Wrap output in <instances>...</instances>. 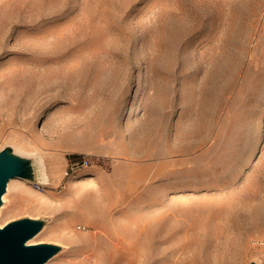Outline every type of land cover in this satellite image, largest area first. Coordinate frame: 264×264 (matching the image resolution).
I'll list each match as a JSON object with an SVG mask.
<instances>
[{"label": "rangeland", "instance_id": "rangeland-1", "mask_svg": "<svg viewBox=\"0 0 264 264\" xmlns=\"http://www.w3.org/2000/svg\"><path fill=\"white\" fill-rule=\"evenodd\" d=\"M10 145L48 264H264V0H0Z\"/></svg>", "mask_w": 264, "mask_h": 264}, {"label": "water", "instance_id": "water-1", "mask_svg": "<svg viewBox=\"0 0 264 264\" xmlns=\"http://www.w3.org/2000/svg\"><path fill=\"white\" fill-rule=\"evenodd\" d=\"M13 178L34 181L35 168L31 158L7 146L0 151V208L3 204V195ZM44 226L45 221L42 219L24 218L0 228V264H44L58 254L62 247L57 244L27 245Z\"/></svg>", "mask_w": 264, "mask_h": 264}, {"label": "bare ground", "instance_id": "bare-ground-1", "mask_svg": "<svg viewBox=\"0 0 264 264\" xmlns=\"http://www.w3.org/2000/svg\"><path fill=\"white\" fill-rule=\"evenodd\" d=\"M12 145H10V147H11ZM13 148H14V146H12ZM14 150H15V152H17V153H19V154H21V155H23V154H26V156H27V154H29L30 153V151H28V150H26V149H22V148H20V147H15L14 148ZM12 180V179H11ZM11 180H10V182H11ZM10 182H9V184H8V190L7 191H9V189H10ZM6 196H7V192L3 195V201H5V198H6ZM113 204H116V205H120V200H117L116 202H114ZM2 209H3V207L0 209V218H1V214H2ZM0 228H2L1 227V225H0ZM37 236V235H36ZM35 236V237H36ZM34 237V238H35ZM34 238H32L31 240H29L28 241V243H27V245H31V244H34V242L33 241H35V240H33ZM110 240V239H109ZM158 242H160V243H162V242H164V240H159ZM111 243L116 247V248H119L120 247V243L117 241H115V240H111ZM133 262V261H132ZM129 263H131V260H129ZM44 264H48L47 262L46 263H44Z\"/></svg>", "mask_w": 264, "mask_h": 264}, {"label": "built area", "instance_id": "built-area-1", "mask_svg": "<svg viewBox=\"0 0 264 264\" xmlns=\"http://www.w3.org/2000/svg\"><path fill=\"white\" fill-rule=\"evenodd\" d=\"M82 165H84V163H82Z\"/></svg>", "mask_w": 264, "mask_h": 264}]
</instances>
